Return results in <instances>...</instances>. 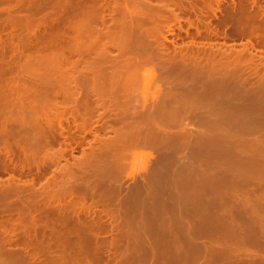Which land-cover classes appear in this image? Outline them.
Segmentation results:
<instances>
[{"label":"bare ground","instance_id":"6f19581e","mask_svg":"<svg viewBox=\"0 0 264 264\" xmlns=\"http://www.w3.org/2000/svg\"><path fill=\"white\" fill-rule=\"evenodd\" d=\"M233 1L235 0H231L232 4L230 2L231 6L229 3V5L223 4L226 5L224 7H228L223 8L224 12L221 10L224 15L221 14V19L218 20L221 26L220 24L218 26L231 27L228 35L246 37L247 40H252L254 37L255 42L252 43H256L257 39L259 42L257 46L264 47V21H262L264 8L257 7L258 4L255 6L254 1L256 0H248L251 3L247 0L246 2L239 0L236 3ZM6 2L7 4L13 2V5H10V8L6 7L8 8L6 9L7 15L0 14V156L3 158L0 157V175L2 173V177L0 176V264H129L127 261L131 254L127 252L135 242V238H131L133 235L131 232L137 229L136 226L132 229L136 215L134 213L132 216L130 213L134 212L132 211V208H135L134 205H138L137 196L141 193L144 195H139L140 197L145 195L153 197L154 194L152 195L151 192H155L154 188L160 186L162 182L155 185L153 181H158L162 176L167 178L171 172L187 170L186 172L189 173V180L181 183L177 181L179 184L174 181L176 187L178 185L179 188H186L194 185L191 175L196 172L195 167H191L189 162L186 164L184 162L171 170V166L175 167L177 162V158L172 157L177 155L170 151L181 155L187 150L183 156L190 157L188 161L192 158L194 162V159L200 158L203 154L201 151H204L200 143L205 135L201 134V127H204V130L209 127L211 131H217L219 134L218 130L225 123L227 124L224 125L226 129L234 130V134L238 135V132H248L249 129L256 127L264 129L263 112L262 117L258 118L261 113L254 115L256 119L246 114L253 111L255 107H258V112H260V107L264 110V60L262 61L261 58L264 50H260L262 55L257 57L258 53H255L258 50H254L253 47L256 45H253L251 41L240 43L239 49L235 47L237 43L226 45L223 40L227 38V34L226 36L221 34L223 35L221 43L224 47L219 45L220 47L215 48L210 45V42L207 43L212 37L219 35L210 28L211 20L205 21L208 16L205 15L204 10L207 9L211 13L216 10L219 12L222 8L220 4L225 3L223 0H0L3 6ZM25 4H28V7ZM33 5L38 13H44L45 16L35 14L37 12L31 9ZM217 5L220 9L213 8ZM246 7L252 8V11L247 9L250 12L246 13L244 10ZM40 10L43 11L39 12ZM183 10L195 13L194 18L186 16L185 22L188 27L186 30L181 27L182 17L178 14L184 12ZM221 11L219 13H222ZM197 12L202 15L204 13L205 16ZM106 13L108 18L105 17ZM34 14L37 18H34ZM262 16V20L258 19ZM255 20H259L257 25ZM189 29H193L195 33L190 35L188 44L184 43L181 48L168 46V42L172 44L176 40L172 39L173 37L169 39V36L182 31L187 36ZM225 31L222 30L221 33H226ZM196 37H201L205 43L199 45ZM108 43L111 44L108 45ZM206 44H208L207 47ZM259 58L261 61H258ZM151 63L157 68L159 66L164 68L166 65L172 68L171 72L168 68L166 73L163 71L166 67L161 69L164 74L162 77L167 78L170 74L175 76L174 79L170 77L172 82L168 80L170 84L165 83L167 89H181L183 92L169 96V91L165 90L166 94L151 104L138 105L137 95L135 96L136 86L141 84L138 74L142 70L146 71L145 67ZM203 72H208L207 74L215 77L214 83L211 81L210 85L207 84L209 86L207 91L206 89L201 91L200 84L199 89L194 87L198 85L197 82H194L195 84L191 82L192 87H188L189 84L186 87L185 84L188 81L184 79L191 76L198 78L199 81L202 78L201 74L204 75ZM193 74L196 76H192ZM207 74H205L206 77ZM137 88L139 89V86ZM188 98L189 100L197 98L198 107L203 104L206 106L213 104L217 107L218 105L228 107L229 110L225 115L223 112L221 116V114L210 113L211 110L206 112L203 107L202 112L206 113H202L196 111L198 107L187 108L183 105ZM237 98L239 102L234 104ZM172 102L180 103L178 106L171 107ZM239 103V109L245 113L240 110L242 112L239 113L240 116L236 113L238 117H235V112H238L235 105ZM185 113L194 116L199 131L193 132L194 128H189L190 130L186 129L189 132L185 135L178 132L171 134L168 127L171 123L168 119L176 114ZM219 117L223 124L221 121L218 122ZM98 120H102L106 125V122L109 123L108 128L104 129L111 136L101 140L105 134L97 138L96 132L93 134L87 131L88 125H91L92 121L97 123ZM70 124L74 125L75 130L83 135L90 133L94 136L92 141L99 143L96 142L99 147L97 146L96 150L93 148L94 150H90L89 153L80 150L81 156L74 157L71 163L66 160L67 157L64 158L67 148L62 147V149L60 146L62 141H59V137L64 138L63 144L65 145L67 140L70 142L74 140L69 132L71 131ZM235 129L238 130L235 132ZM229 134L225 135L230 142L234 134ZM206 136H208L207 132ZM83 138L81 136L80 140ZM260 143L264 144V134ZM56 144L58 149H54ZM69 144L68 142L67 145ZM261 144L255 147L261 148ZM244 145L249 144L241 146ZM141 146L146 149L154 148L153 150H158V152L165 149L166 152L161 155L168 159L164 161L165 165L160 158L156 160V168L149 169L152 173L149 171L150 174H146L141 184H133L131 186L133 189L130 187L128 190L130 192L123 195L121 194L123 185L120 186V180L122 179L121 174L127 171L125 163L131 157L132 150L136 147L141 148ZM89 147H91L90 143ZM239 157L246 160L243 154ZM237 158L238 156L234 159ZM261 160L264 158L260 159V162H264ZM9 164H11V169L8 168ZM32 169L36 170L37 175L33 174L34 176L21 180L20 176L23 177L21 173L30 172ZM228 170L230 171V168ZM11 171L21 172L20 176H16L15 172L13 175ZM6 172L8 176L3 179V174H7ZM211 172L215 173L213 170ZM198 177L200 178V175H197ZM204 177H207L205 173ZM132 178L133 181L137 179ZM242 181L240 179V182ZM247 181L250 180L247 178ZM225 182L224 184H228ZM244 182L238 185L244 184L247 188L246 185L250 186L252 183L251 181L247 184ZM258 182V184L253 182L252 185H256L252 187L253 191L255 192V188H261V192H264L262 189L264 188V177ZM195 184L198 186L197 183ZM233 187L235 186L232 184L231 188ZM175 189L177 188L173 190ZM155 193H159V190ZM141 202L143 204L145 200ZM247 211H251L250 208ZM228 225H225L226 231L231 230L228 229L231 224L228 223ZM209 226L211 228L213 225L209 224ZM215 226L217 227L212 228L214 232L218 228L217 232L224 234L225 230L221 227L222 225L219 227L216 224ZM252 226L253 230L247 228L249 233L243 226L241 229L246 230L245 232L235 226L232 228L234 232L232 239L230 235L233 232H228L229 237L224 234L225 239H216L219 244V241L226 240L221 244V247L224 243L226 244V247L223 245V249H219L220 245L217 243L219 248H215L217 245H212L214 248H207L206 245V248L200 247L199 242L191 239L189 243L199 246L196 247L199 250L197 249L198 254L195 257L197 250L195 251L192 245L194 249L192 247L191 249L195 253L193 256L192 251L191 254L189 253L191 257L187 264H198L197 256L203 257L204 255L207 257L205 256L203 263L200 260V264H217L216 262L219 261L224 264H264V230L260 229L264 225L259 227L256 225L253 226L254 228ZM108 234L109 240L105 238ZM135 234L138 233L135 232ZM196 234L200 236L199 233ZM191 236L194 238L195 232ZM216 240L213 242L215 243ZM243 245H247V249ZM14 246H20L21 249L11 250L15 248ZM241 246L244 249L238 250L242 249ZM260 247H263L261 255L254 254V251L259 250ZM109 251H111V257L107 254L106 258L105 254Z\"/></svg>","mask_w":264,"mask_h":264},{"label":"rangeland","instance_id":"374dc122","mask_svg":"<svg viewBox=\"0 0 264 264\" xmlns=\"http://www.w3.org/2000/svg\"><path fill=\"white\" fill-rule=\"evenodd\" d=\"M237 1H239V0H235V2L234 3H236ZM242 1H245V0H242ZM223 2H225V3H221L220 4V6L222 7L221 9H220V7H218L219 5H217L216 7L214 6L213 8L215 9H220V11L221 10H223V8H227V7H224V6H226V5H229L230 4V2H231V0H223ZM227 2V3H226ZM246 2V1H245ZM247 2H248V0H247ZM255 2V6H257L256 4H258V6L257 7H262V9L264 8V0H256V1H254ZM13 2H9V4H7V2L4 4V6L2 5L3 3H0V14H2V15H7V11H6V9H8V8H6V7H11L13 4H12ZM229 3V4H228ZM248 3H251V1H249ZM31 4H32V2H31ZM223 4H226V5H223ZM231 4H232V2H231ZM231 4H230V6H231ZM11 5V6H10ZM26 5V7H28V4H25ZM247 5H249V4H247ZM246 5V6H247ZM30 6V5H29ZM229 6V7H230ZM249 6H251V5H249ZM2 7V8H1ZM34 5H33V7H31V9H34ZM218 7V8H217ZM4 8V9H3ZM256 8V7H255ZM45 9V8H44ZM247 9H250V11H252V8H249V7H246V9H244L245 10V12L247 13V12H250V11H248ZM35 10V9H34ZM202 10H204V8L202 9ZM225 10V9H224ZM224 10H223V12H224ZM247 10V11H246ZM254 10V9H253ZM32 11V10H31ZM43 11V10H42ZM41 10L39 11V12H42ZM47 12H48V9L46 10ZM182 11V10H181ZM184 12H180V13H178L181 17H182V21L180 22L181 23V27L184 29V30H186V28H188L187 27V23L185 22V19H186V16H189L190 18H194V16H195V13H193V12H187V10H186V12H185V10H183ZM205 11V15L206 16H208V17H206V20L205 21H210L209 22V24H210V28H212V30L215 32H217L218 33V37H212L211 38V41L209 40L208 42H207V40H206V42L207 43H211L210 45H212V47H215V48H218V47H224L223 46V43H221V42H223L224 41V43L226 44V45H232V44H234V43H237L236 44V46L235 47H237V49H239V47H240V43H244V42H246V41H251V43L252 42H255V40H253V38H252V40L250 39V40H247V38L246 37H241L240 38V36H235V35H232V34H230V35H228V33H230L229 31H231V27H228V26H226V28L225 27H223V29H222V27H219L218 25L220 24V21H218L219 20V18H220V16H221V14H223V12L222 13H219V12H217V10H216V12H213V13H211L209 10H207V9H205L204 10ZM203 11V12H204ZM206 11H207V14H206ZM208 11H209V13H208ZM3 12V13H2ZM35 12H37V13H35V14H38V16L40 15L41 17L42 16H45L44 15V13H38V10H35ZM185 13V14H184ZM198 13V12H197ZM31 14H33V12L31 13ZM34 14V18H37V17H35L36 15ZM46 14V13H45ZM189 14V15H188ZM191 14V15H190ZM199 15H202V14H200V13H198ZM197 14V15H198ZM204 15V13H203V15L202 16H205ZM214 15V16H213ZM216 15V16H215ZM224 15V14H223ZM222 15V18L224 17ZM108 16V14L106 13V18H108L107 17ZM185 16V17H184ZM38 18H40V17H38ZM203 18V17H202ZM212 18V19H211ZM261 18H263V16L262 17H260V18H258V19H261ZM203 19H205V18H203ZM221 19V18H220ZM107 21H109V19H106ZM184 20V21H183ZM262 20V19H261ZM258 21V23H259V20H257ZM257 21L255 20V23H256V25L258 24L257 23ZM262 21H264V19L262 20ZM183 22V23H182ZM255 25V24H254ZM220 26H221V24H220ZM218 29H217V28ZM228 27V28H227ZM225 28V29H224ZM31 29V28H30ZM182 29V30H183ZM217 29V30H216ZM223 30V32H224V30H226L225 32L226 33H221L222 32V30ZM230 29V30H229ZM183 30V31H184ZM180 32L179 34H175V35H173V36H169V39H171L172 37V39H176V40H174V42L172 43V44H170V42H168V46H170V47H172V46H176L175 48H177L178 46V48H181V45H182V47H183V45H184V43L185 44H188L189 43V41H190V35L191 34H193L194 35V33H195V31L193 30V29H189V33H188V35L186 36L185 35V32ZM194 32V33H193ZM221 34H225V36H226V34L228 35V36H226L227 38H225L224 40H223V35L221 36ZM178 35V36H177ZM229 37V38H228ZM233 37H234V39H233ZM238 37V38H237ZM201 37H199V38H195V39H197L196 40V42H198V44L200 45V43H205V40L204 39H200ZM243 38V39H242ZM195 39H194V41H195ZM256 39V38H255ZM200 40V41H199ZM203 42H202V41ZM213 40V41H212ZM223 40V41H222ZM235 40V41H234ZM106 41V40H105ZM234 41V42H233ZM106 42H108V41H106ZM110 42V41H109ZM187 42V43H186ZM195 42V43H196ZM230 43V44H229ZM259 42H258V40L256 39V43H252L253 45H256L257 46V44H258ZM109 44H111V43H108V45ZM178 44V45H177ZM239 44V45H238ZM220 45V46H219ZM110 46H112V45H110ZM109 46V47H110ZM208 46V44H206V47ZM255 46V47H256ZM173 47V48H174ZM226 47V46H225ZM253 47L254 48V50H258V51H256V53L254 52V50H253V52L255 53V54H257L256 56L258 57V56H261L262 54H261V52H259L260 50H264V47H262L261 46V48H260V46L258 47ZM171 49V48H170ZM114 50H116V49H114ZM263 53V52H262ZM261 54V55H260ZM150 56V55H149ZM263 57H264V53H263ZM262 56H261V58H262V61L264 60V58H263ZM258 59V58H257ZM258 61H261L260 60V58H259V60ZM257 62V61H256ZM258 63H260V62H258ZM264 63V62H263ZM263 63L261 62V64L263 65ZM155 65V64H154ZM153 65V63H151V64H149L148 66H146L145 68H146V71H141L138 75H139V77L138 78H140V79H138V80H140L141 81V84L139 85L138 84V86H139V89L137 88L138 86H136V91H135V96L137 97L136 99L138 100V105H143L144 103H145V105H149V104H151L152 102H154L156 99H158L159 97H161L162 95H164V94H166L165 93V90L166 91H169L168 93H170L169 94V96H171L172 94H174V93H177V94H180V93H182L183 92V90H181V89H175V88H171L170 90H168L167 89V84H165L166 82L168 83V84H170V82H172V79H174V77L175 76H173L174 74H170V76L168 75V77L166 78H164V76L162 77V75H164L163 74V71L166 73V72H168V70L170 69L167 65L166 66H164V68L166 67V69H164L163 67H158L159 69H160V71H162L163 69V71H162V73L159 71V69L157 68V66L155 67ZM163 66V65H162ZM170 66V65H169ZM171 67V66H170ZM158 70H157V69ZM169 68V69H168ZM162 69V70H161ZM168 69V70H167ZM157 70V71H156ZM165 70H167V71H165ZM170 72L172 71V68L169 70ZM204 71V70H203ZM206 71V70H205ZM143 72V73H142ZM169 72V73H170ZM178 72H180V71H178ZM161 73V74H160ZM181 73H183V72H181ZM204 73V75L203 74H201L202 75V78H200V80L198 81V78H192L191 76V78L189 77V78H187V79H184L185 81H188V82H186V87H187V84H189L188 85V87H192L193 86V84H195L194 82H197L196 84H198V85H194V87H196V88H200V86H199V84L201 85V88H200V90L201 91H205L204 89H206V91H207V89L209 88V86L208 85H210V82L211 83H214L213 81L215 80V77L214 76H211V75H209V74H207L206 72H203ZM205 74H207L208 76H210V77H206L205 76ZM196 76V74H193L192 76ZM170 77L172 78L171 80H170ZM184 77V76H183ZM217 77V76H216ZM206 78V79H205ZM208 78H211V79H209L208 80ZM164 79V80H163ZM166 79V80H165ZM191 79V80H190ZM203 79V80H202ZM168 80L170 81V82H168ZM202 80V81H201ZM190 81V82H189ZM204 82V83H201V82ZM208 81V82H207ZM193 84H192V83ZM207 82V83H206ZM202 84H205L204 86H202ZM208 84V85H207ZM206 87V88H205ZM187 89V88H186ZM174 90V91H173ZM199 90V91H200ZM216 92V91H215ZM170 98V97H169ZM239 99L240 100H243V99H241V97H239ZM239 99L237 98V99H235L234 100V104H236V102L238 103L239 102ZM191 100H193V101H191ZM198 101V102H197ZM185 103H183V105H185V106H187V108L188 107H192V106H194V108H196V107H198V103H199V100L197 99V98H190V100H189V98L188 99H186L185 101H184ZM196 102V103H195ZM242 102V101H241ZM174 102H172V104H173ZM180 103V102H179ZM179 103H174L173 105L171 104V107H174V106H178L179 105ZM187 104V105H186ZM194 104V105H193ZM203 104V103H202ZM213 105V104H212ZM212 105H205V104H203V106H200V107H198L197 109H196V111L198 110V111H205L206 110V112L208 111H210V113H212L213 112V114H215V113H217V114H221V116H223V112H224V115H225V113H227L228 112V107H225L224 108V106H222V105H220V106H222V107H220L219 105H218V107L217 106H212ZM211 106H212V108H211ZM237 106H239V107H237ZM204 107V108H203ZM202 108H203V110H202ZM208 108V109H207ZM218 108V109H217ZM220 108H222V109H220ZM236 108H238V109H236ZM240 108V103H239V105L237 104V105H235V109H236V111H238V112H235V114L236 113H238V116H240V112L242 111L243 112V110L242 109H239ZM258 107H255V109L253 110V111H251L250 113H246L248 116H252L253 118H255V116L254 115H259V113H261L259 116H258V118L261 116H263V114H262V112L264 113V110H262V108L260 107L259 108V110H260V112H258V109H257ZM220 109V110H219ZM263 109H264V107H263ZM241 110V111H240ZM256 111V112H255ZM206 112H202V113H206ZM241 112V113H242ZM243 113H245V112H243ZM237 116V114L235 115V117ZM237 116V117H238ZM221 117H219V119H220ZM218 119V122L219 121H221V119L219 120ZM256 119V118H255ZM169 121H170V123H171V125H170V123H169V121H168V124L170 125V126H168L169 127V131H171L170 133L171 134H174V133H172V132H178L179 134H187V132H189V131H187L186 129H188V130H190L189 128H194L193 129V132H196V131H199V126H198V123H197V121H196V119L194 118V116L193 115H191V114H187V113H185V114H176L175 116H173L172 118H170V119H168ZM101 121V122H100ZM226 122V121H225ZM97 125H95V124ZM101 123H102V125H101ZM107 123V125L106 124H104L103 123V121L102 120H98V122L96 123V121H92L90 124L91 125H88L89 126V128H87V131H91V132H93V134L95 133L96 134V136H97V138L98 137H101L103 134H105V135H103L102 137H101V140H102V138H105L106 139V137L107 136H111V134L110 133H108V131H106V129H104V128H108V122H106ZM220 123V122H219ZM221 124H223L222 123V121H221ZM100 125H101V127H100ZM106 125V126H105ZM227 125V124H223L222 126V128H220L218 131H219V134L217 133V131H211V129H209V127H207V128H205V130L202 128H200V130H202V131H200V132H202L201 134H205L206 135V132H207V135L208 136H206L205 137V135H203V139H202V142L200 143L201 144V147L203 148H201L202 150H204V151H201L202 153V155L200 156V158H196V159H199V160H196V159H194V162L192 161L193 159L191 158V161L189 160H187V159H189V158H187L186 156L184 157L183 156V154L185 155V153H187L186 151L185 152H183L181 155H179L177 152H174V151H170V153H172V154H174V155H177L176 157L174 156V157H172V158H177V162H176V166L174 167V165L173 166H171V170H173V169H176V167L177 166H179V164L181 165V164H183L184 162V164H186V163H188V164H190V166L191 167H195L194 169L196 170V172L195 173H193L194 175H191L192 177L191 178H193L194 180V182H193V184L195 185H193L192 187H186V188H179L178 187V185H177V187H176V185H174L175 183H174V181H176V184H179L178 182H185V181H187V180H189V178L190 177H188V174L189 173H187L186 171L187 170H184L183 172L181 171V172H171L170 173V175L168 174V176H167V178L165 177H160L159 179H158V181H153V182H155V185L156 184H158V183H160L161 181V184H163V185H161L160 184V186H157L156 188H154V189H156L155 190V192H158V190H159V193H155V192H151V194L153 195V197L152 196H148V195H145V196H143V197H140L139 195H141V193L137 196L138 197V200H139V202H138V200H137V197H136V203L138 202V205L137 204H135L134 206H135V208H132L133 210L132 211H134V212H132V211H130V212H132V214L130 213V215H132V216H134V213H135V215L136 216H134V217H136V219H134V217H132L133 219H134V221L135 222H133L132 223V226H133V228L132 229H135V228H137V229H135V230H133V232H131V234L133 233V235L131 236V238H135L134 240H135V242H133V245H131L129 248H131V249H133L132 251H131V249H129L128 250V252H127V254H131L129 257H128V261L127 262H129V264H187L188 262L187 261H189V259H190V257L191 256H189L191 253V255L193 256V254L195 253H193V251L195 250H197L196 249V247H204V248H212L213 246H215V245H220V248H219V246L217 245L215 248H219V249H223L224 247H226V244L224 243L223 245H224V247H223V245H222V247H221V244L224 242V241H226V240H224L225 239V236H228L229 237V235H228V232H233V227H235L236 226V228H240V230H244V229H241V228H246V230H247V228L249 229L250 228V230L252 229L251 228V226H252V224H255V226L257 225L258 227L259 226H262V225H264V205L262 206V204L264 203V192L262 191L261 192V188H255V192L253 191L254 190V188L252 189V187L254 186H256V185H252V184H254L255 182L257 183L258 181H262L263 180V177H264V162H260V159H263L264 158V144H261L260 142H261V139H262V135L264 134V129H262V128H258V127H254L255 129H249L248 130V132L247 131H243V133H241V132H238L239 133V135L236 133V134H234V130H231V129H229V131H228V129H226L225 128V126ZM231 125H233V124H231ZM236 124H234V126H235ZM229 126H230V123H229ZM228 126V127H229ZM234 126H233V128H234ZM171 127V128H170ZM71 128V129H70ZM70 130L71 131H69L70 132V135L71 136H73V138H74V140H71V142L69 141V140H65L66 141V143L68 144V142L70 143L69 145H67L66 143H65V145L67 146H65L63 143V141H64V138H62V137H59V141H62V144L60 145L61 146V148L62 147H65V148H67V152H65L66 154H65V157L64 158H66V160H68V162L69 163H71L72 161H73V158L75 157V158H77V156H81V151L83 150V152L84 153H89V151L90 150H94L93 148H95V150L99 147V143L97 144L95 141L93 142L92 141V139H93V137L94 136H92V135H90V133H87L86 135H83L82 133H80V132H78L77 130H75V128H74V125H71L70 124ZM92 128V129H91ZM231 128H232V126H231ZM236 128H237V126H236ZM97 129V130H96ZM104 129V130H103ZM225 130V131H223V130ZM238 129H239V125H238ZM238 129H235V132H236V130H238ZM226 130H227V132H226ZM184 131H186V132H184ZM206 131V132H205ZM221 131H223V132H221ZM231 131H232V133H231ZM261 131H262V133H261ZM204 132V133H203ZM208 133H210V134H208ZM215 133V134H214ZM217 133V134H216ZM220 133L222 134V135H220ZM227 134V133H230L231 135L232 134H234L233 136L234 137H236V138H234V137H232L231 139L233 140V139H237L236 141L234 140V141H232V140H230V142H229V138H227V135H225V134ZM240 133H241V136H240ZM64 134H66V133H64ZM92 134V133H91ZM109 134V135H108ZM212 134V135H211ZM224 134V135H223ZM229 134V135H230ZM261 134V135H260ZM210 135V136H209ZM243 135V136H242ZM81 136H83L84 138L83 139H81L80 140V137ZM216 136L218 137V138H216ZM226 136V137H225ZM238 136H240V137H238ZM259 136V137H258ZM214 137V138H213ZM221 137V138H220ZM228 137H230V136H228ZM238 137V138H237ZM258 139H257V138ZM205 138V139H204ZM227 138V139H226ZM211 139V140H210ZM225 140V142H224V140ZM207 140V141H206ZM210 140V141H209ZM256 140V141H255ZM77 142V144H74L75 142ZM232 141V142H231ZM242 141H244V142H242ZM260 141V142H259ZM206 142V143H205ZM209 142V143H208ZM222 142V143H221ZM242 144H241V143ZM247 142V143H246ZM252 142H253V144H252ZM257 142V143H256ZM259 142V143H258ZM91 144V147H89L88 148V144ZM93 143H95V144H93ZM217 143V144H216ZM230 143V144H229ZM232 143H233V145H232ZM243 144H249L248 146H246V145H244V146H241V145H243ZM258 144H261V148L259 147V148H257V147H255V145L256 146H258ZM216 145V146H215ZM239 145V146H238ZM254 145V146H253ZM58 145L56 144L55 146H54V149L56 148V149H58L59 147H57ZM70 146H75V150H74V148H72L73 149V151H68V148H70ZM98 146V147H97ZM200 146V145H199ZM208 146V147H207ZM234 146V147H233ZM246 146V147H245ZM260 146V145H259ZM97 147V148H96ZM144 147V146H143ZM147 147V146H146ZM211 147V148H210ZM216 147V148H215ZM248 147V148H247ZM92 148V149H91ZM148 148V147H147ZM200 148V147H199ZM239 150H238V149ZM244 148V149H243ZM246 148V149H245ZM250 148V149H249ZM255 150H254V149ZM257 148V149H256ZM63 149V148H62ZM154 148H148V149H146L145 147L144 148H142V146H141V148H134L133 150H132V152H131V157L130 158H128L129 160L128 161H126V163H125V165H126V169H127V171L125 172V170L123 171V172H125V173H123V175L121 174V176H122V179H121V177H120V181H121V185L120 186H122V188H121V194H126V192H130V191H128L129 189H130V187L134 184H141L142 182V179L143 178H145L148 174H150V172L152 173V171H150L151 169L153 170V169H155L156 167V165H157V161H158V159L160 158L161 160H162V162L164 163V161L166 160V159H168V157L167 158H165L164 156L162 157V153H164V152H166V150L165 149H163L162 150V152H158V150H153ZM200 149V150H201ZM212 149V150H211ZM242 149V150H241ZM81 150V151H80ZM208 152H207V151ZM215 150H217V151H215ZM250 150V151H249ZM74 151H76V152H74ZM154 151V152H153ZM167 151H168V149H167ZM211 153H210V152ZM226 151V152H225ZM247 153H246V152ZM255 151V152H254ZM258 151V152H257ZM71 152V153H70ZM215 152V153H214ZM234 152V153H233ZM83 153V154H84ZM159 153V154H158ZM177 153V154H176ZM215 155H214V154ZM225 153V154H224ZM252 153V154H251ZM255 153V154H254ZM259 153V154H258ZM261 153H262V156H261ZM68 154V155H67ZM72 154V155H71ZM242 154H243V158H246V160L245 159H242L241 157H239L240 155L242 156ZM244 154H249V155H247V156H245ZM70 155V156H69ZM158 155H160L159 157H158ZM164 155V154H163ZM250 155H252V157H250ZM144 156V157H143ZM218 156V157H217ZM238 156V158L237 159H234V158H236ZM245 156V157H244ZM1 158H2V156H0ZM129 157V156H128ZM146 157V158H145ZM162 157V158H161ZM179 157V158H178ZM227 157V158H226ZM250 157V158H249ZM0 158V159H1ZM74 158V159H75ZM145 158V159H144ZM170 158V157H169ZM203 158H204V160H203ZM220 158V159H219ZM3 159V158H2ZM243 160V162H240V160ZM253 159V160H252ZM134 160V161H133ZM157 160V161H156ZM183 160V161H182ZM203 160V161H202ZM223 160V161H222ZM197 161V162H196ZM208 161H210V162H208ZM231 161V162H230ZM233 161V162H232ZM235 161V162H234ZM239 161V162H238ZM261 161H264V160H261ZM179 162V163H178ZM199 162H200V164H199ZM202 162V163H201ZM208 164H207V163ZM141 163V164H140ZM156 163V164H155ZM163 163H160V165H163ZM213 163V164H212ZM216 163V164H215ZM262 163V164H261ZM166 163H164V165H165ZM187 164V165H188ZM207 164V165H206ZM211 164V165H210ZM231 164V165H230ZM235 164V165H234ZM125 165H124V169H125ZM127 165H128V167H127ZM196 165H199V166H196ZM208 165L211 167H208ZM222 165V166H221ZM237 165V166H236ZM153 166V167H152ZM189 166V165H188ZM232 166V167H231ZM10 167V168H9ZM155 167V168H154ZM173 167V168H172ZM217 167H220V168H222V169H220V168H217ZM225 167H227V168H225ZM8 168L9 169H11V164H9V166H8ZM197 168V169H196ZM199 168V169H198ZM217 168V169H216ZM230 168V171L228 170ZM51 169H52V167H51ZM129 169V170H128ZM150 169V170H149ZM210 169V170H209ZM215 169V170H214ZM251 169V170H250ZM213 170V172H215V173H212L211 171ZM217 170H219L218 172H216ZM228 170V171H227ZM233 170V171H232ZM51 171V170H50ZM76 171V170H75ZM150 171V172H149ZM200 171V172H199ZM202 171V172H201ZM221 171H222V173H221ZM224 171V172H223ZM9 172H10V170H9ZM15 172V174H16V176H18L20 173L18 172V171H14ZM14 172L13 171H11V173H13V175H15L14 174ZM239 172V173H238ZM7 174H3L4 176H3V179H6V177L8 176V172H6ZM11 173H9V175H11ZM50 173V172H49ZM75 173H77V172H75ZM197 173V174H196ZM204 173H205V176L207 175V177L209 176V178H205L204 177ZM211 173V174H210ZM223 173H224V175H223ZM231 173V174H230ZM236 174V176H235V174ZM36 176L37 174H36V170L35 169H32L30 172H28V171H25V173H21V175H23V177L22 176H20V178H21V180H24V179H27V178H30V177H32V176H34V175ZM51 174V173H50ZM147 174V175H146ZM218 174V175H217ZM245 174V175H244ZM1 175H2V173H1ZM0 175V176H1ZM126 175V176H125ZM197 175L199 176L200 175V178L198 177L197 178ZM202 175H203V177H202ZM212 175V176H211ZM220 175V176H219ZM244 175V176H243ZM248 175V176H247ZM6 176V177H5ZM28 176H30V177H28ZM128 176V177H127ZM228 176V177H227ZM247 176V177H246ZM2 177V176H1ZM0 177V178H1ZM132 177H134V180L136 179L137 181H138V183H137V181L135 182V181H133V178ZM201 177L203 178V179H201ZM249 177H251V178H249ZM256 179H254V178ZM260 177H262V178H260ZM24 178V179H23ZM131 178H132V180H131ZM170 178V179H169ZM211 178V179H210ZM232 180H231V179ZM235 178V179H234ZM247 178L252 182V183H250V181H247ZM240 179H241V181L242 180H246L248 183H250L251 185V187L250 186H248V184H247V182H246V186H247V188H249L248 190H247V188L244 186V184H241L242 186H240V185H238V184H240V183H242V182H244V181H242V182H240ZM262 179V180H261ZM235 180V181H234ZM236 180H238V181H236ZM253 180V181H252ZM255 180V181H254ZM258 180V181H257ZM134 183H133V182ZM163 181H165L164 183H163ZM178 181V182H177ZM208 181V182H207ZM219 181H221V182H219ZM227 182L231 187H232V184L235 186V187H233V188H231L230 186H227L228 184H224V182ZM231 181V182H230ZM140 182V183H139ZM210 182V183H209ZM213 182H215V183H213ZM225 182V183H226ZM236 182V183H235ZM244 182V183H245ZM254 182V183H253ZM195 183H197L198 184V186H200L199 188H198V186L195 184ZM204 183H205V185H204ZM213 183V184H212ZM259 183V182H258ZM257 183V184H258ZM217 184V185H216ZM218 184H219V186H218ZM224 184V185H223ZM237 184V185H236ZM192 185V184H191ZM227 187H230V188H227ZM162 186H164V187H162ZM210 186V187H209ZM218 186V187H217ZM225 186V187H224ZM239 188H238V187ZM134 187V186H133ZM159 187H161V188H159ZM177 188V189H175V190H173L174 188ZM221 187V188H220ZM132 188V187H131ZM195 188V189H194ZM215 188V189H214ZM251 188V189H250ZM133 189V188H132ZM131 189V190H132ZM161 189V190H160ZM223 191H222V190ZM238 189V190H237ZM246 189V190H245ZM260 189V190H259ZM262 189H264V188H262ZM177 190V191H176ZM230 190V191H229ZM231 190L233 191V192H231ZM123 191V192H122ZM154 191V190H153ZM225 191V192H224ZM236 191H238L237 193H236ZM242 193V195H241V193ZM246 191V192H245ZM249 193H248V192ZM192 192V193H191ZM195 192V193H194ZM231 192V193H230ZM261 192V193H260ZM127 193V194H128ZM253 193H256V194H253ZM258 193V194H257ZM146 194V193H145ZM228 194H230V195H228ZM232 194H234L235 195V197H234V195H232ZM236 194L238 195L239 194V196H236ZM261 194V195H260ZM262 194H263V196H262ZM142 195H144V194H142ZM141 195V196H142ZM149 195H150V193H149ZM231 195H232V197H231ZM246 195V196H245ZM251 195V196H250ZM255 195V196H254ZM257 195V196H256ZM122 196V195H121ZM147 196V197H146ZM230 196V197H229ZM262 196V197H261ZM226 197H227V199H226ZM240 197V198H239ZM246 197V198H245ZM250 197V198H249ZM259 197H260V199H259ZM142 200H141V199ZM147 198H149V199H147ZM233 198H235V199H233ZM238 198V199H237ZM252 198H254V199H252ZM257 198V199H256ZM147 199V200H146ZM224 199H225V201H224ZM243 199V200H242ZM262 199V200H261ZM143 200H145V202H143V204H142V202L141 201H143ZM258 200V201H257ZM148 201V202H147ZM222 201V202H221ZM260 201V202H259ZM262 201V202H261ZM145 203V204H144ZM152 203V204H151ZM258 203H260V205L258 204ZM142 204V205H141ZM142 206H143V209H142ZM246 206V207H245ZM146 207V208H145ZM258 207V208H257ZM128 208V207H127ZM235 210H234V209ZM239 208H241V209H239ZM249 208H250V210L251 211H247V209L249 210ZM252 208V209H251ZM254 208V209H253ZM256 208V209H255ZM135 209V210H134ZM148 211H147V210ZM244 209H246V210H244ZM259 209V210H258ZM141 210H143V212L141 211ZM237 210V211H236ZM243 210H244V212H243ZM252 210H254V212L252 211ZM128 211V212H129ZM140 211V212H139ZM243 212V213H241V212ZM260 211V212H259ZM262 211V212H261ZM248 212V213H247ZM253 213V214H252ZM220 215H222L221 217H220ZM237 216H238V218H237ZM253 216V217H252ZM235 217V218H234ZM217 218V219H216ZM232 218V219H231ZM234 218V219H233ZM239 219V220H237V219ZM256 218V219H255ZM142 219V220H141ZM250 219H252V221H250ZM231 220V221H230ZM144 221V222H143ZM230 221V222H229ZM254 221H257L258 223H256V222H254ZM147 222V223H146ZM218 222V223H217ZM219 222H222V223H220L219 224ZM232 222H234V223H232ZM253 222V223H252ZM260 222V223H259ZM139 223V224H138ZM143 223V224H142ZM225 223H227V224H225ZM228 223L229 224H231L230 225V228L228 227V229H231V230H228V231H226L225 230V228H227L225 225H227V226H229L228 225ZM138 224V225H137ZM209 224H211V228H210V226H209ZM216 224H218V226L219 225H222L221 227H224V230L226 231V233H225V231H224V234H225V236H224V234H223V232H221L222 234H223V236H222V234H220V231H219V233L217 232V229H215V232H214V230L212 229V228H214V227H217V226H215ZM225 224V225H224ZM233 224V225H232ZM224 225V226H223ZM239 225V226H238ZM241 225V226H240ZM245 225V226H244ZM132 226H130V228L132 227ZM136 226V227H135ZM139 226V227H138ZM180 226V227H179ZM200 226H201V228H200ZM207 226H209L208 228H207ZM232 226V227H231ZM238 226V227H237ZM243 226V227H242ZM248 226V227H247ZM254 226V225H253ZM252 226V227H253ZM254 226V227H255ZM135 227V228H134ZM199 227V228H198ZM220 227V226H219ZM253 227V228H254ZM235 228V229H236ZM257 228V227H256ZM261 228H263V230H264V226H262V227H260V229ZM204 229V230H203ZM205 229H207V230H209V231H207V230H205ZM211 229V230H210ZM235 229H234V231H235ZM219 230V229H218ZM221 230V229H220ZM246 230H244V232L246 231ZM253 230V229H252ZM136 233H138V234H135V232ZM138 231V232H137ZM151 231H152V233H151ZM221 231H223V229L221 230ZM238 230L236 229V232H237ZM249 230H247V233H249L248 232ZM194 232H195V236H194V238H193V236H191V235H194ZM196 233H199V235L200 236H198ZM149 234H151V235H149ZM152 234H153V236H152ZM190 234V235H189ZM207 234V235H206ZM232 234H234V232L233 233H231V239H232ZM109 234H108V237L106 236L105 238H107V240H109ZM218 237V238H217ZM227 237V238H228ZM150 238H151V240H150ZM222 238H224L223 239V242H222V240L221 241H219L220 242V244L219 243H217V240L216 239H218V240H220V239H222ZM226 238V239H227ZM191 239H193V240H196V242H199L198 244H199V246H196L195 244H190L189 243V241H191ZM138 240V241H137ZM214 240H216L215 241V243L213 242ZM138 242V243H137ZM204 242V243H203ZM137 243V244H136ZM213 243V244H212ZM217 243V244H216ZM203 244V245H202ZM208 244V245H207ZM210 244V245H209ZM227 244H230V243H227ZM192 245L195 247V249H194V247H192ZM205 245H206V247H205ZM213 245V246H212ZM210 246V247H209ZM243 246H246V249H247V245H243ZM243 246H241L242 247V249H240L239 247V249L238 250H243L244 249V247ZM15 247V246H14ZM18 247H20V246H18ZM17 246L15 247V248H13V249H11V250H14V251H16L17 249H21V247L20 248H18ZM191 247H192V249H194V250H192L191 249ZM11 248V247H10ZM9 248V249H10ZM214 248V247H213ZM263 248V247H262ZM261 247H260V251L257 249L256 251H254L255 253L254 254H258V255H261V253L263 252L261 249H262ZM199 250V249H198ZM198 250H197V253H195L194 254V256L196 257V254H198ZM192 251V252H191ZM251 251H253L252 249H251ZM130 252H132V253H130ZM191 252V253H190ZM190 253V254H189ZM107 254H108V256L109 257H111V251H109L108 253H106L105 255H106V258L108 257L107 256ZM202 255H204V254H202ZM143 256H145V257H143ZM206 255H204L203 257H201V256H197V259H198V261L197 262H199L198 264H200V260H201V262L203 261V260H205L206 259V257H205ZM133 259H131V258ZM142 257V258H141ZM201 258V259H200ZM143 259V260H142ZM196 259V260H197ZM131 261V262H130ZM133 262V263H132ZM196 262V263H197ZM0 263H1V261H0ZM203 263V262H202ZM217 264H224V262H222V261H219V262H216ZM4 264V263H3ZM6 264V263H5ZM10 264H12V263H10Z\"/></svg>","mask_w":264,"mask_h":264},{"label":"flooded vegetation","instance_id":"af4514ba","mask_svg":"<svg viewBox=\"0 0 264 264\" xmlns=\"http://www.w3.org/2000/svg\"><path fill=\"white\" fill-rule=\"evenodd\" d=\"M71 147L75 149V146H71ZM71 147L68 149V151H70V149H72ZM75 152H76V151H75Z\"/></svg>","mask_w":264,"mask_h":264}]
</instances>
